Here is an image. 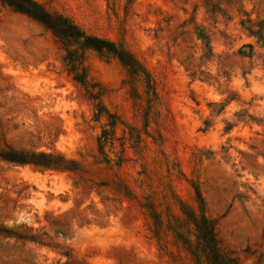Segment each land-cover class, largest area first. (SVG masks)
<instances>
[{
	"label": "rangeland",
	"instance_id": "rangeland-1",
	"mask_svg": "<svg viewBox=\"0 0 264 264\" xmlns=\"http://www.w3.org/2000/svg\"><path fill=\"white\" fill-rule=\"evenodd\" d=\"M35 1L142 71L90 47L72 67L0 1V148L73 168L0 160V264H209L195 189L223 250L264 264V0Z\"/></svg>",
	"mask_w": 264,
	"mask_h": 264
},
{
	"label": "trees",
	"instance_id": "trees-1",
	"mask_svg": "<svg viewBox=\"0 0 264 264\" xmlns=\"http://www.w3.org/2000/svg\"><path fill=\"white\" fill-rule=\"evenodd\" d=\"M0 1L9 5L15 11L22 12L38 20L46 28L50 29L66 49V55L63 60L72 67H74L75 59L77 58L74 56L77 50L83 47H90L100 53H107L117 57L133 73L142 71L139 62L129 51L105 38L85 34L69 17L61 13L50 12L35 0ZM75 77L78 81H83L82 76ZM114 123V121L110 122L111 125H114ZM105 133H103V136ZM0 160L16 164H34L59 169H73L67 165V160L62 155L19 150L10 146L0 148ZM195 197L197 209L182 202H179V205L184 216L193 224L197 237L204 246L209 264H238L237 260L229 256L221 247L216 236L214 220L205 214L203 199L196 189Z\"/></svg>",
	"mask_w": 264,
	"mask_h": 264
}]
</instances>
